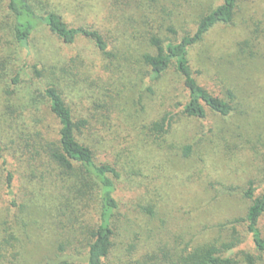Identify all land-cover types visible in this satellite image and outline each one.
Segmentation results:
<instances>
[{
    "label": "rangeland",
    "instance_id": "rangeland-1",
    "mask_svg": "<svg viewBox=\"0 0 264 264\" xmlns=\"http://www.w3.org/2000/svg\"><path fill=\"white\" fill-rule=\"evenodd\" d=\"M221 3L135 0L123 10L109 0H37L39 9H53L74 26L99 28L110 42L108 57L87 37L67 44L42 27L31 43V62L40 61L46 78L59 82L73 107L91 117L90 142L99 160L122 173L117 195L125 225L121 234L118 230V243L125 245L136 235L181 250L220 243L232 233L221 223L247 210L250 201L243 190L248 181L254 179L258 193L264 192V0H241L232 22L216 25L190 51L201 84L225 98L228 90L234 93L233 114L210 113L202 121L183 117L168 142L155 139L147 127L186 99L173 68L160 78L147 73L141 55L154 50L150 37L173 41ZM4 21L0 12V48L8 47ZM6 89L0 82V143L5 148L0 157V264H69L65 255L71 251L60 250L58 221L63 217L54 189L33 178L22 152L20 136L35 128L30 91L19 88L10 97ZM41 108L48 114L45 103ZM180 143L192 144L189 157L175 147ZM141 200L157 204L156 216L135 211ZM69 224L65 219L67 230ZM260 227L264 236V216ZM238 230L244 241L235 255L242 259L250 251L259 258L255 264H264V252L255 248L245 227ZM119 246L112 264H121L125 247ZM240 264L248 263L242 259Z\"/></svg>",
    "mask_w": 264,
    "mask_h": 264
},
{
    "label": "trees",
    "instance_id": "trees-1",
    "mask_svg": "<svg viewBox=\"0 0 264 264\" xmlns=\"http://www.w3.org/2000/svg\"><path fill=\"white\" fill-rule=\"evenodd\" d=\"M109 1L123 10L133 7L135 2ZM240 1L222 0L221 4L200 17L194 30L173 41L166 42L156 34L150 37L154 50L141 55L147 73L160 78L173 68L180 77L186 97L185 101H178L161 112L147 126L155 139L168 142L183 117L202 121L210 113L229 117L235 111V95L231 90H228L229 97L225 98L198 81L191 65L190 51L216 25L231 23ZM0 5V12L5 17L3 28H8L9 36L5 39L8 47L0 48V82L7 86L6 93L10 97L20 89L30 91L29 103L36 111L35 128L20 136L22 152L28 157L33 178L54 189L59 215L63 217L58 221L61 226L59 234L63 236L60 250L68 248L71 251L64 254L70 261L68 263L112 264L120 244L125 247L121 264H240L242 259L255 264L259 258L250 251L243 252L242 259L235 255V249L244 241L238 230L240 225L251 236L255 248L264 252V236L260 227L264 216V192L258 193L254 179H250L243 190V196L250 201L245 214L221 223L222 227H229L232 231L225 241L206 243L190 250H181L175 244L151 236L143 239L136 235L127 238L125 245L118 243L117 237L125 225L121 200L117 195L122 173L112 163L99 160L98 150L90 142L93 134L91 117L84 116L79 108L73 107L59 82L52 77L46 78L47 69L40 61L31 62V43L42 27L67 44L75 43L79 37H87L108 57L112 56L110 42L99 28L74 26L53 9H39L37 0H4ZM3 37L0 36V41ZM44 103L48 114L41 108ZM177 106L181 110H176ZM50 115L56 120L55 125ZM175 147L185 157H189L193 150L191 143H180ZM4 149L0 143L1 158L4 157ZM8 177H12L10 172ZM156 207L152 201L145 203L141 200L134 209L154 217ZM65 219L71 225L69 230L68 225H64Z\"/></svg>",
    "mask_w": 264,
    "mask_h": 264
}]
</instances>
